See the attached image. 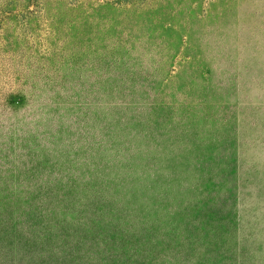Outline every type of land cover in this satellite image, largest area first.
Here are the masks:
<instances>
[{"label":"rangeland","instance_id":"374dc122","mask_svg":"<svg viewBox=\"0 0 264 264\" xmlns=\"http://www.w3.org/2000/svg\"><path fill=\"white\" fill-rule=\"evenodd\" d=\"M0 264H264V0H0Z\"/></svg>","mask_w":264,"mask_h":264}]
</instances>
